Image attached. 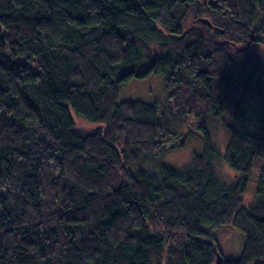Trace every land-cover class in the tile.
Here are the masks:
<instances>
[{
  "label": "trees",
  "instance_id": "trees-1",
  "mask_svg": "<svg viewBox=\"0 0 264 264\" xmlns=\"http://www.w3.org/2000/svg\"><path fill=\"white\" fill-rule=\"evenodd\" d=\"M159 73L166 104L118 100ZM189 137L190 168L151 165ZM0 264H264V0H0Z\"/></svg>",
  "mask_w": 264,
  "mask_h": 264
},
{
  "label": "rangeland",
  "instance_id": "rangeland-1",
  "mask_svg": "<svg viewBox=\"0 0 264 264\" xmlns=\"http://www.w3.org/2000/svg\"><path fill=\"white\" fill-rule=\"evenodd\" d=\"M148 64V61L143 60L141 66ZM164 89V79L162 74H150L144 78L133 79L121 88L118 94V100L139 99L145 102L159 101L161 104H166V96ZM250 103L255 102L252 98L248 97ZM167 114V113H166ZM173 115H164L162 120L167 123V126L174 130L185 132L192 130L196 126V120L189 118L178 122ZM71 116L75 126L91 129L95 126L94 123L89 122L84 117L71 112ZM184 121V122H183ZM228 130L224 125H219L216 128V146L219 154L214 162L215 177L217 182L222 187H228L241 178V173H234L232 169L227 167L223 168L225 161L223 159V151L228 141ZM200 144L193 137L186 139L184 145L175 150L169 151L163 155L156 157L151 163L152 166L167 165L177 170H184L191 167L192 156L194 153L200 151ZM259 161V160H258ZM179 162V163H177ZM260 163L257 162L256 168L254 167V174L250 176L247 182L245 192L240 193V199L244 205L253 201L255 196V171ZM228 166V165H227ZM223 173L226 179H221L220 173ZM204 230L209 231L214 237L217 246L220 250L221 256L225 259H238L244 245V234L231 225L224 223L219 226H208L202 224Z\"/></svg>",
  "mask_w": 264,
  "mask_h": 264
},
{
  "label": "clouds",
  "instance_id": "clouds-1",
  "mask_svg": "<svg viewBox=\"0 0 264 264\" xmlns=\"http://www.w3.org/2000/svg\"><path fill=\"white\" fill-rule=\"evenodd\" d=\"M177 163H179V162H177ZM227 167H228L227 164L223 165V168H224V169H227ZM220 176H221V179H226V178H227V177H225V176L223 175L222 172L220 173Z\"/></svg>",
  "mask_w": 264,
  "mask_h": 264
},
{
  "label": "water",
  "instance_id": "water-1",
  "mask_svg": "<svg viewBox=\"0 0 264 264\" xmlns=\"http://www.w3.org/2000/svg\"><path fill=\"white\" fill-rule=\"evenodd\" d=\"M208 23V22H207Z\"/></svg>",
  "mask_w": 264,
  "mask_h": 264
}]
</instances>
